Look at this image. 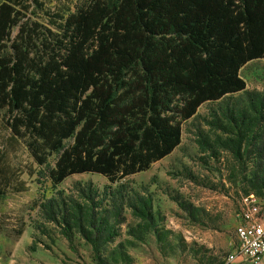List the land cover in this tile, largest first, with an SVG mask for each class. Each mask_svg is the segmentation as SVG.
Instances as JSON below:
<instances>
[{"label": "trees", "instance_id": "16d2710c", "mask_svg": "<svg viewBox=\"0 0 264 264\" xmlns=\"http://www.w3.org/2000/svg\"><path fill=\"white\" fill-rule=\"evenodd\" d=\"M261 60L264 0H76L72 10L0 0L2 122L53 187L74 175L114 184L145 172L179 146L182 123L200 106L252 95L239 72ZM248 101L262 118L264 99ZM253 154L246 197L264 202V148ZM13 176L0 166V197ZM125 209L140 221L132 236L141 241L155 220L144 195L76 183L38 205L70 251L77 237L98 262Z\"/></svg>", "mask_w": 264, "mask_h": 264}, {"label": "rangeland", "instance_id": "374dc122", "mask_svg": "<svg viewBox=\"0 0 264 264\" xmlns=\"http://www.w3.org/2000/svg\"><path fill=\"white\" fill-rule=\"evenodd\" d=\"M44 2L47 8L64 5L72 10L76 0ZM239 75L249 96L264 99V61L246 64ZM249 96L203 104L182 123L181 142L169 156L114 184L83 174L51 186L36 175L23 142L11 139L2 122L5 110L0 111V166L14 174L12 189L0 197V264H223L236 243V211L257 171L253 152L264 148V111L262 118L256 117ZM76 183H91L101 193L121 188L129 196L150 198L153 227L138 241L132 234L142 230L140 221L125 209L100 262L77 237L75 251H70L57 229L42 222L38 205L57 191L68 194ZM19 186L24 191L14 192Z\"/></svg>", "mask_w": 264, "mask_h": 264}, {"label": "built area", "instance_id": "2783aa9c", "mask_svg": "<svg viewBox=\"0 0 264 264\" xmlns=\"http://www.w3.org/2000/svg\"><path fill=\"white\" fill-rule=\"evenodd\" d=\"M234 234L236 243L223 264L237 257L258 263L264 255V202L247 196L236 211Z\"/></svg>", "mask_w": 264, "mask_h": 264}, {"label": "crops", "instance_id": "0c3cea01", "mask_svg": "<svg viewBox=\"0 0 264 264\" xmlns=\"http://www.w3.org/2000/svg\"><path fill=\"white\" fill-rule=\"evenodd\" d=\"M232 264H264V255L262 256V258L260 259V261L258 263L249 262V261L243 259L242 257H237L232 262Z\"/></svg>", "mask_w": 264, "mask_h": 264}]
</instances>
